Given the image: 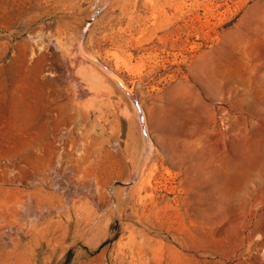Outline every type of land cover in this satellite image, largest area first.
I'll return each mask as SVG.
<instances>
[{"label":"rangeland","instance_id":"rangeland-1","mask_svg":"<svg viewBox=\"0 0 264 264\" xmlns=\"http://www.w3.org/2000/svg\"><path fill=\"white\" fill-rule=\"evenodd\" d=\"M0 264H264V0H0Z\"/></svg>","mask_w":264,"mask_h":264},{"label":"bare ground","instance_id":"bare-ground-1","mask_svg":"<svg viewBox=\"0 0 264 264\" xmlns=\"http://www.w3.org/2000/svg\"><path fill=\"white\" fill-rule=\"evenodd\" d=\"M77 47L75 46V44L72 45V52L67 50L65 55L67 57V63H69V65H71L69 68H68V71L72 74L73 73V68L72 65H76V66H79V58H78V55H77ZM32 54H33V51H32ZM63 55V54H62ZM79 72V69H75L74 72L76 73ZM89 78V77H88ZM96 80V79H95ZM76 95L79 97V83L76 85ZM97 89V88H96ZM77 105V104H76ZM139 107V106H138ZM77 108V107H76ZM140 109V108H139ZM77 110V109H76ZM134 111V110H133ZM78 113V111H77ZM32 199H33V202H34V205H35V208L36 207H42V206H45L46 204L48 205V203L50 202L51 200V195L50 193L42 190L41 188H35L33 191H31L30 193ZM31 200V198H29ZM46 205V206H47ZM50 205V203H49ZM52 205V203H51ZM47 208V207H45ZM41 209V208H40ZM45 210V209H44Z\"/></svg>","mask_w":264,"mask_h":264}]
</instances>
